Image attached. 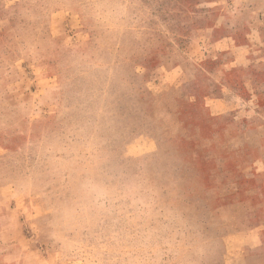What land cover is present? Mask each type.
Listing matches in <instances>:
<instances>
[{"label":"rangeland","instance_id":"374dc122","mask_svg":"<svg viewBox=\"0 0 264 264\" xmlns=\"http://www.w3.org/2000/svg\"><path fill=\"white\" fill-rule=\"evenodd\" d=\"M0 264H264V0H0Z\"/></svg>","mask_w":264,"mask_h":264}]
</instances>
